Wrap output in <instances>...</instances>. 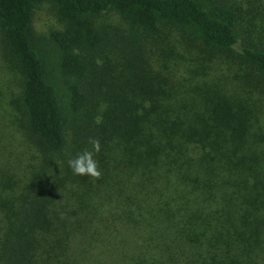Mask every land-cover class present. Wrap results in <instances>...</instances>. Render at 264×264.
<instances>
[{"label": "trees", "instance_id": "obj_1", "mask_svg": "<svg viewBox=\"0 0 264 264\" xmlns=\"http://www.w3.org/2000/svg\"><path fill=\"white\" fill-rule=\"evenodd\" d=\"M0 36V264H264V0H0Z\"/></svg>", "mask_w": 264, "mask_h": 264}, {"label": "rangeland", "instance_id": "obj_2", "mask_svg": "<svg viewBox=\"0 0 264 264\" xmlns=\"http://www.w3.org/2000/svg\"><path fill=\"white\" fill-rule=\"evenodd\" d=\"M97 25L105 31L109 37L112 40L118 39V44H120L119 40H121L124 36H126L128 32V28L126 24L120 19L119 16L108 13L103 16H100L96 19ZM62 25L57 19L55 9L51 3H43L38 5L35 8V15L34 20L32 24V30L33 34L37 37H42L48 35L51 31L56 29H61ZM167 37L175 43V41L178 42L180 39L178 36H176L175 32L173 30H168ZM2 41V38L0 36V43ZM159 42V41H158ZM150 45H157V43L153 42L151 38L147 40L145 43V46L151 47ZM219 61L218 67L223 66L226 67V64H228L227 59L223 60H217L214 58V64L215 62ZM1 63V60H0ZM216 66V65H215ZM15 77V75H14ZM16 78V77H15ZM1 79V78H0ZM2 80H0L1 84ZM252 100L254 99L255 106L259 108L260 113H258L260 116V119L264 118V93H254L251 94ZM264 149V147H262Z\"/></svg>", "mask_w": 264, "mask_h": 264}, {"label": "clouds", "instance_id": "obj_3", "mask_svg": "<svg viewBox=\"0 0 264 264\" xmlns=\"http://www.w3.org/2000/svg\"><path fill=\"white\" fill-rule=\"evenodd\" d=\"M91 149H84L68 161L73 174L80 176H89L93 179H100L102 171L99 162L95 159V154L101 151V143L98 138L90 139Z\"/></svg>", "mask_w": 264, "mask_h": 264}]
</instances>
